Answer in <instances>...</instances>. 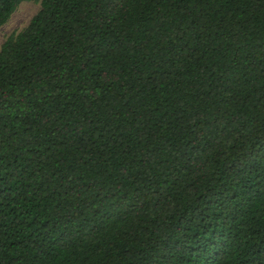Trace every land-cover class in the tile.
Returning a JSON list of instances; mask_svg holds the SVG:
<instances>
[{
	"label": "trees",
	"instance_id": "16d2710c",
	"mask_svg": "<svg viewBox=\"0 0 264 264\" xmlns=\"http://www.w3.org/2000/svg\"><path fill=\"white\" fill-rule=\"evenodd\" d=\"M0 264H264V0H0Z\"/></svg>",
	"mask_w": 264,
	"mask_h": 264
},
{
	"label": "rangeland",
	"instance_id": "374dc122",
	"mask_svg": "<svg viewBox=\"0 0 264 264\" xmlns=\"http://www.w3.org/2000/svg\"><path fill=\"white\" fill-rule=\"evenodd\" d=\"M40 9V1L23 2L17 7L9 21L0 27V50L8 38L22 33L30 25Z\"/></svg>",
	"mask_w": 264,
	"mask_h": 264
}]
</instances>
